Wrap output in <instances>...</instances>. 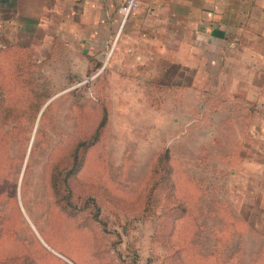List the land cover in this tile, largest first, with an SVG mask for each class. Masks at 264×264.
<instances>
[{
	"label": "rangeland",
	"instance_id": "1",
	"mask_svg": "<svg viewBox=\"0 0 264 264\" xmlns=\"http://www.w3.org/2000/svg\"><path fill=\"white\" fill-rule=\"evenodd\" d=\"M41 60L44 115L0 128V264H264V177L241 157L239 103L212 80L196 93ZM104 107L71 178L81 207L66 209L52 163L72 164Z\"/></svg>",
	"mask_w": 264,
	"mask_h": 264
},
{
	"label": "crops",
	"instance_id": "2",
	"mask_svg": "<svg viewBox=\"0 0 264 264\" xmlns=\"http://www.w3.org/2000/svg\"><path fill=\"white\" fill-rule=\"evenodd\" d=\"M126 1L0 0V47L196 93L212 80L247 112L241 157L264 177V0H135L124 15Z\"/></svg>",
	"mask_w": 264,
	"mask_h": 264
},
{
	"label": "trees",
	"instance_id": "3",
	"mask_svg": "<svg viewBox=\"0 0 264 264\" xmlns=\"http://www.w3.org/2000/svg\"><path fill=\"white\" fill-rule=\"evenodd\" d=\"M43 60H33L29 56L28 47L11 44L0 47V128L6 125L4 122L29 121L33 122L44 100L50 96L49 91H45V84H41L42 74L39 72L38 62ZM44 86L43 88H40ZM40 109L41 117L47 110V106ZM42 108V107H41ZM106 109L103 113L94 132L87 138L78 139L72 149V164L60 167L59 164L52 163L50 182L60 205L66 209L77 210L81 207L73 199L71 178L80 164L81 152L90 144L94 143L105 124ZM12 129L11 124H7ZM8 129V128H7ZM9 133V132H7ZM167 154L164 152L162 158ZM94 201L93 197H87L82 202V207ZM26 259V258H25ZM15 261V260H14Z\"/></svg>",
	"mask_w": 264,
	"mask_h": 264
},
{
	"label": "built area",
	"instance_id": "4",
	"mask_svg": "<svg viewBox=\"0 0 264 264\" xmlns=\"http://www.w3.org/2000/svg\"><path fill=\"white\" fill-rule=\"evenodd\" d=\"M136 4L135 0H127L124 4L120 6V11L127 15L130 9Z\"/></svg>",
	"mask_w": 264,
	"mask_h": 264
}]
</instances>
